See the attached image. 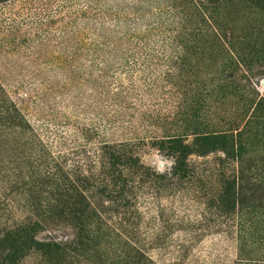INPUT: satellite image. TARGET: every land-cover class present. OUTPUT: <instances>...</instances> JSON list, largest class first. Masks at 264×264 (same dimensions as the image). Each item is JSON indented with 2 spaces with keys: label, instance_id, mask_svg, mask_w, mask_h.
Returning <instances> with one entry per match:
<instances>
[{
  "label": "rangeland",
  "instance_id": "rangeland-1",
  "mask_svg": "<svg viewBox=\"0 0 264 264\" xmlns=\"http://www.w3.org/2000/svg\"><path fill=\"white\" fill-rule=\"evenodd\" d=\"M263 102L264 0L2 2L0 108L16 104L37 140L0 129V233L26 217L13 173L39 157L89 169L103 144L129 142L166 175L176 159L156 141L192 143L207 127L248 132L246 160L255 161L243 165V197L263 208L245 220L264 221V186L253 187L264 181ZM220 159L193 156L191 180L139 194L135 238L157 263H238L240 228L212 206ZM49 230L39 239L72 238L62 225ZM41 263L35 254L23 261Z\"/></svg>",
  "mask_w": 264,
  "mask_h": 264
},
{
  "label": "trees",
  "instance_id": "trees-1",
  "mask_svg": "<svg viewBox=\"0 0 264 264\" xmlns=\"http://www.w3.org/2000/svg\"><path fill=\"white\" fill-rule=\"evenodd\" d=\"M257 113L264 116V102L258 104ZM0 129L21 131L30 141L37 140L16 104L0 108ZM209 130L197 128L191 135L192 143H188L187 135L156 141L161 152L176 159L173 170L166 175L146 166L136 145L129 142L103 144L95 151L89 169L63 163L60 157L51 159L55 154L39 157L29 164L27 172L24 170L28 165L19 168L13 173V192L14 199H22L26 217L0 233V264H23L31 254L41 256V264H160L135 238L138 231L140 235L136 226L139 194L159 185L166 189L181 186L195 173L190 158L209 157L216 152L224 156L218 161L224 170L220 169L221 185L212 206L222 218L233 220L240 228V259L236 264H263L264 253L257 255L262 256L260 259L246 257V261L242 255L254 256L264 248V221L245 220V212L263 208L247 205L243 197V191H250L244 187L243 165L255 161L246 160L248 132ZM254 180L253 187L257 183L264 186V181ZM51 225H62L72 238L39 239V234L50 231Z\"/></svg>",
  "mask_w": 264,
  "mask_h": 264
}]
</instances>
